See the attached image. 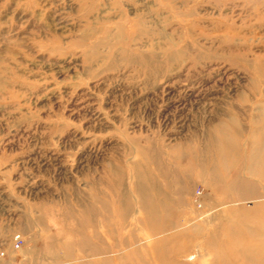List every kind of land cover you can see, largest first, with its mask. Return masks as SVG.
<instances>
[{
	"label": "rangeland",
	"instance_id": "1",
	"mask_svg": "<svg viewBox=\"0 0 264 264\" xmlns=\"http://www.w3.org/2000/svg\"><path fill=\"white\" fill-rule=\"evenodd\" d=\"M263 106L264 0H0V264H47L55 257L93 264L103 254L75 247L49 254L50 238L102 246L121 238L109 241L110 225L125 235L136 229L139 245L152 241L137 208L124 227L118 206L105 211L114 195L109 169L124 172L129 191L134 164L146 163L169 197L178 148L203 146L220 120L238 116L237 127L249 131L252 119L264 120ZM145 146L156 149L153 162L140 155ZM183 176L193 180L186 196L206 205L171 207L180 216L173 232L186 249L170 258L208 264L214 251L203 243L218 225L217 246L232 255H225L230 264L256 256L264 205L248 220L230 216L221 189ZM86 207L97 212L94 222ZM72 215L84 237L70 235ZM197 224L201 238L193 239ZM226 225L259 231H243L240 242ZM16 233L26 239L20 250L13 247ZM197 243L206 254L198 262L188 259Z\"/></svg>",
	"mask_w": 264,
	"mask_h": 264
},
{
	"label": "bare ground",
	"instance_id": "2",
	"mask_svg": "<svg viewBox=\"0 0 264 264\" xmlns=\"http://www.w3.org/2000/svg\"><path fill=\"white\" fill-rule=\"evenodd\" d=\"M259 87L260 86L256 85L255 90L259 89ZM262 109L264 110V106ZM234 114L233 116L235 117ZM237 118H233L230 121L218 119L221 122L215 125L213 129H210L212 127L209 128L211 131L204 137L205 144L203 146L193 141V144H188L185 150H180L182 152L178 150L179 148L174 152V158L179 164L172 171L174 180L170 181V185L174 188V193L169 197H165L163 192L158 188L153 172H151L146 163L137 162L134 164V172L131 174L130 180L131 189L129 191L124 184V172L116 168H114L115 170L113 168L109 169L106 182L108 188L113 191L114 195L111 196L110 199L104 201L103 206L105 211L109 212L111 207L118 206L120 211H118L115 216L123 222L124 227L129 222L133 209L137 208L144 219L143 223L146 232L153 238L152 241L154 242L149 240L146 244L139 245L143 240L138 235L136 229L130 230L128 235H125L120 229L110 225L108 226L109 241H111V238H114L115 234L121 237L119 240L117 239L108 243L105 242L102 246L90 244L86 240L82 242L71 240L70 243L64 246L59 243H54L58 240L59 242L62 241L61 237L52 236L50 239H52L53 243L46 248L48 253L56 255L59 253L60 249H64L70 254L71 249L75 247L81 249L86 254H103L102 259L93 264H180L170 258L174 256L179 249H186L182 242L178 241L179 237L176 233L177 230L173 232L175 223H177V219L180 216L178 212L171 209V207L184 204L194 209L197 203H201V200L197 201L193 197L188 198L186 196L185 193L190 191L193 187V180L191 178L186 179L183 175L203 177L210 188L221 189L224 200L229 202L232 207L230 209V216L232 214L243 220L256 217L258 213H260L261 205H264V191H262L260 186V179L264 180V120L262 119L263 117L259 119L255 118V120L252 119L253 123L251 129L249 131H242V129L237 127ZM194 138L195 137H193V139ZM153 147L145 146L141 147L139 150L140 155L145 159H149V162H153L155 158L154 150L156 149H153ZM184 154H187V157L183 158ZM243 154H247V158L243 157ZM160 171L161 170H159V172ZM163 172L167 171L163 170ZM231 173H233L234 177L229 178ZM252 176H256L259 179L255 180ZM245 197H250L255 200L245 202L246 204L243 206L240 200ZM259 200L262 202H258ZM248 203L251 204L248 205ZM200 205L205 206L206 204L201 203ZM208 207L209 206H207V208ZM211 212L213 213V211ZM84 214L91 217L94 222L97 212L95 213V210L86 207ZM70 218L74 223V226L69 227L71 230L70 235H75L77 233L80 234L81 237H84L82 231L83 226L78 223V218L74 215ZM196 226L197 228L195 227L196 229L194 230L195 234L191 236L192 238L196 237L200 239L202 225L197 224ZM219 228H221L219 225L213 227L211 232L213 235L203 243H206L214 251V256L212 259L208 260V264H230L226 256L231 260L232 255L223 252V250L217 246ZM225 230L229 235L237 236L241 242V240H244L242 233H246L247 231L249 234L251 228L247 226L243 230H237L226 225ZM258 231L253 228L251 232L257 233ZM259 233L264 235V229H261ZM198 243H201L200 240ZM198 243L197 251L188 255L189 260L195 259L196 262H198L206 255L204 249H202V246ZM186 247H189V245ZM258 247L259 248L255 251L257 254L256 256L245 255L241 258V263L264 264V258H262L264 254V241ZM115 250H117V253H114ZM46 261L47 264L66 263V261L60 257H55L53 260L47 259Z\"/></svg>",
	"mask_w": 264,
	"mask_h": 264
},
{
	"label": "built area",
	"instance_id": "3",
	"mask_svg": "<svg viewBox=\"0 0 264 264\" xmlns=\"http://www.w3.org/2000/svg\"><path fill=\"white\" fill-rule=\"evenodd\" d=\"M202 194L201 189H197V193L196 195H200ZM26 243V239L24 237V235L22 233H16L13 236V247L15 250H20L23 248V246ZM5 256V252L1 251L0 252V257H4Z\"/></svg>",
	"mask_w": 264,
	"mask_h": 264
},
{
	"label": "crops",
	"instance_id": "4",
	"mask_svg": "<svg viewBox=\"0 0 264 264\" xmlns=\"http://www.w3.org/2000/svg\"><path fill=\"white\" fill-rule=\"evenodd\" d=\"M15 264H18V263H15Z\"/></svg>",
	"mask_w": 264,
	"mask_h": 264
}]
</instances>
